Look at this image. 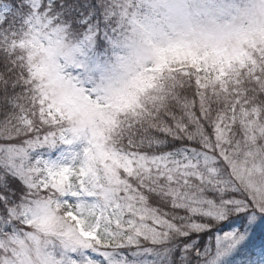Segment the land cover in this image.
Returning a JSON list of instances; mask_svg holds the SVG:
<instances>
[{"label":"snow or ice","instance_id":"1","mask_svg":"<svg viewBox=\"0 0 264 264\" xmlns=\"http://www.w3.org/2000/svg\"><path fill=\"white\" fill-rule=\"evenodd\" d=\"M0 264H264V0H0Z\"/></svg>","mask_w":264,"mask_h":264},{"label":"clouds","instance_id":"2","mask_svg":"<svg viewBox=\"0 0 264 264\" xmlns=\"http://www.w3.org/2000/svg\"><path fill=\"white\" fill-rule=\"evenodd\" d=\"M237 3H243L244 0H236Z\"/></svg>","mask_w":264,"mask_h":264},{"label":"rangeland","instance_id":"3","mask_svg":"<svg viewBox=\"0 0 264 264\" xmlns=\"http://www.w3.org/2000/svg\"><path fill=\"white\" fill-rule=\"evenodd\" d=\"M59 154V153H58ZM53 158H55V157H53Z\"/></svg>","mask_w":264,"mask_h":264},{"label":"trees","instance_id":"4","mask_svg":"<svg viewBox=\"0 0 264 264\" xmlns=\"http://www.w3.org/2000/svg\"><path fill=\"white\" fill-rule=\"evenodd\" d=\"M58 154V153H57Z\"/></svg>","mask_w":264,"mask_h":264}]
</instances>
